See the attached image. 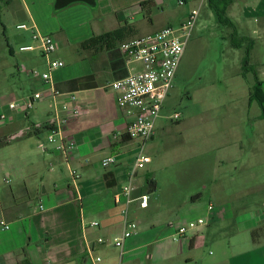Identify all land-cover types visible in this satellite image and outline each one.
<instances>
[{"label": "crops", "instance_id": "0c3cea01", "mask_svg": "<svg viewBox=\"0 0 264 264\" xmlns=\"http://www.w3.org/2000/svg\"><path fill=\"white\" fill-rule=\"evenodd\" d=\"M144 1L150 0H97L99 19L86 4L70 5L65 13L67 17L79 14L85 18L77 24V27H86L84 38L83 29L75 36L71 30L40 27L32 8L35 0L16 1L30 20V26L23 29L31 31L30 40L34 42V32L42 28L44 35L52 36L57 43L53 59L64 61L65 67L54 71L49 83L33 77L29 71L44 73L48 65L39 51H29L26 61L30 70L18 68L27 73V82L14 84L10 75L5 74L7 67L0 58V74L5 76L1 82H8L13 88L0 96V114L7 116L6 122L0 121V142L10 140L0 148V219L10 226L6 231L0 229V264H196L200 257L199 251L206 243L204 228L215 218L212 221L206 218L207 225L187 237H179L177 227L188 221H176L170 214L160 212L151 195H148L147 208H142L140 201L129 205V217L137 223L138 231L126 240L124 255L120 256L121 250L114 246V238L125 228L123 211L127 203L122 191L129 184L137 155L157 133L146 143L129 138L126 131L132 113L119 105L120 93L109 87L112 82L141 70L140 65L127 63L120 47L109 51L71 52L83 41L104 34L97 28L103 17L114 16L120 26L121 21L131 18L125 10L134 6L138 14ZM240 1L250 2L252 7L254 3H264V0L237 2ZM42 3L48 12L55 10L56 0H42ZM236 3L231 7L239 6ZM251 6L246 4L244 11L242 8L243 17H236L235 22L241 36L255 40L251 64L258 67L264 95V52H256L261 42L264 48V24L250 29L248 19L255 16L249 14ZM259 16L264 20V15ZM22 47L27 46L23 44L20 51ZM36 93H42L44 98L33 109H10L11 103L25 102ZM70 96L77 97L81 113L70 116L63 132L68 143H75L69 165L81 174L78 190L63 153L48 143L54 111L63 110L66 105L75 106ZM261 116L262 113L258 120H263ZM164 128L169 133L168 125ZM109 157H115L116 162L106 168L103 161ZM148 180L157 184L150 172L137 171L133 180L137 189L135 197L148 194L145 189ZM41 202L45 210H41ZM259 219H245L240 224L241 231L251 232L256 246L264 244V235L257 242L253 236L264 227V215ZM95 221L100 223L98 228L90 225ZM84 223L88 224L86 230ZM100 238L105 242L100 244ZM88 246L94 251V259L89 255ZM98 257L102 261L97 262Z\"/></svg>", "mask_w": 264, "mask_h": 264}, {"label": "rangeland", "instance_id": "374dc122", "mask_svg": "<svg viewBox=\"0 0 264 264\" xmlns=\"http://www.w3.org/2000/svg\"><path fill=\"white\" fill-rule=\"evenodd\" d=\"M16 1H0V60L14 84L28 79L18 68L31 67L26 61L28 53L20 47L36 46L29 38L31 31L20 28L29 27L30 20ZM183 1L181 5L179 0H153L150 14H137L134 6L125 10L131 16L127 21L138 29V36L132 39L180 27L192 10L200 12L162 119L157 121L156 137L143 149L152 163L141 171L150 172L157 180V190L147 195L160 212L176 221L215 218L204 228L206 243L196 264H264V244L254 245L251 232L241 231L240 225L245 219L258 221L264 215V120H258L262 113L258 104L250 102L253 74L241 75L248 46L232 47L233 31L218 23L209 0ZM35 2L32 8L40 27L71 30L75 36L83 29L85 37L86 27H77L85 19L83 15L67 17V8L50 13L42 0ZM236 4L239 6L230 7L227 13L234 22L243 17L246 4L251 6L247 1ZM251 8L249 14L255 16L248 19V25L254 30L264 24L259 16L264 15V3H254ZM91 9L99 19L98 6ZM115 19L103 17L97 23L99 32L118 28ZM258 45L256 52H264L262 42ZM77 46L71 52L77 54ZM3 77L1 73L0 96L13 89L8 82H1ZM175 113L181 115L177 122L169 118ZM261 229L264 235V227Z\"/></svg>", "mask_w": 264, "mask_h": 264}, {"label": "built area", "instance_id": "2783aa9c", "mask_svg": "<svg viewBox=\"0 0 264 264\" xmlns=\"http://www.w3.org/2000/svg\"><path fill=\"white\" fill-rule=\"evenodd\" d=\"M179 3L181 5L185 4L183 0H179ZM199 13V10L194 9L190 17L180 27H166L145 36L131 39L120 46L127 63L138 64L141 67V70L123 79L116 80L109 85L111 89L120 93L118 98L119 105L132 113V119L126 131L129 138L138 139L146 143L154 137L157 121L173 89L177 71L188 42L197 25ZM20 28L26 29L27 26L22 25ZM32 39L36 43V46L22 47L21 51L38 50L42 57L47 60L48 70L44 73L38 70H31L28 73L33 77L42 78L43 81L49 83L52 79V73L64 68L65 62L59 59H53V55L58 50V46L52 36L35 31ZM24 70L26 71V69ZM43 98L42 93H36L25 102L11 103L9 106L11 110L23 109L29 111ZM70 99L75 103V106L70 107L66 105L63 110L56 109L54 111L49 125L50 131L48 136V143L55 145L56 149L63 153L68 165L69 155L75 147V143L67 142L63 128L69 122L71 115L77 116L81 113V109L77 105V97L70 96ZM180 118L181 115L178 113L171 116V120L176 122ZM0 121L3 123L7 121L6 114H0ZM40 145L42 149L45 148V143L42 142ZM115 162V157H109L103 161V166L107 168ZM149 163H151V158L143 153L142 148L141 152L137 155L133 170L130 172L129 184L122 191L127 203V208L123 211L125 228L119 236L114 238V246L121 250V257L124 255L126 240L138 231L137 223L129 217V205L135 201H140L142 208H147L149 205L150 197L148 195L134 196L137 189L133 184L137 171L144 169ZM69 167L72 179L77 187V183L81 179V174L70 165ZM40 208L41 210H45L42 202ZM209 209L212 211L213 206L210 205ZM90 225L98 228L100 223L95 221ZM205 225H207V220L205 219L185 222L177 227V235L182 238L187 237ZM87 226L88 224L84 223L83 229L86 230ZM0 229L6 231L10 229V226L4 220L0 219ZM98 242L102 244L105 241L100 238ZM87 250L91 258H93L94 251L92 247L88 246ZM96 261L100 262L102 258L98 257Z\"/></svg>", "mask_w": 264, "mask_h": 264}, {"label": "trees", "instance_id": "16d2710c", "mask_svg": "<svg viewBox=\"0 0 264 264\" xmlns=\"http://www.w3.org/2000/svg\"><path fill=\"white\" fill-rule=\"evenodd\" d=\"M238 0H209V6L213 10L217 17L219 24L232 29L233 33L231 35V44L235 49H243L244 46H248L246 55L242 60L243 72L241 75L245 78V73H252L254 76V84L250 88V102L256 103L262 110L261 118L264 120V95L262 91V82L259 78L258 67L251 64V53L255 46V41L251 38L241 36L238 31V26L231 18L228 17L227 13L229 8L235 4ZM153 0L144 1L140 4L142 12L146 11L150 14ZM138 36L137 26L128 21H121L120 26L110 32H106L99 36H93L92 38L80 43L77 46L78 52H88V51H101V50H114L120 47L123 43L128 40ZM8 142H0V148L6 146ZM146 193H154L157 190V184L153 180H148L145 187ZM262 229H258L253 233L254 240L257 242L260 240Z\"/></svg>", "mask_w": 264, "mask_h": 264}, {"label": "water", "instance_id": "95a60500", "mask_svg": "<svg viewBox=\"0 0 264 264\" xmlns=\"http://www.w3.org/2000/svg\"><path fill=\"white\" fill-rule=\"evenodd\" d=\"M76 3H83L91 8H96L98 6L97 0H56L55 10L60 11Z\"/></svg>", "mask_w": 264, "mask_h": 264}]
</instances>
